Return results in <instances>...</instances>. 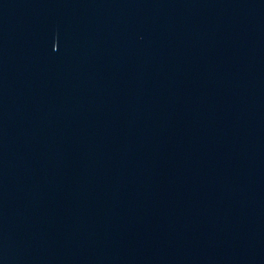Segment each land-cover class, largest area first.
<instances>
[{
	"label": "water",
	"instance_id": "95a60500",
	"mask_svg": "<svg viewBox=\"0 0 264 264\" xmlns=\"http://www.w3.org/2000/svg\"><path fill=\"white\" fill-rule=\"evenodd\" d=\"M0 264H264V0H0Z\"/></svg>",
	"mask_w": 264,
	"mask_h": 264
}]
</instances>
